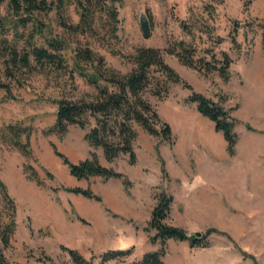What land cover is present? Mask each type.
<instances>
[{
  "label": "rangeland",
  "instance_id": "obj_1",
  "mask_svg": "<svg viewBox=\"0 0 264 264\" xmlns=\"http://www.w3.org/2000/svg\"><path fill=\"white\" fill-rule=\"evenodd\" d=\"M59 8L36 15L47 29L39 36L34 35L32 21L16 22L7 0L0 6V83L8 84L11 91L6 94L0 88V179L13 201L15 223L8 244L0 240L5 263L76 264L61 246L75 249L88 264L139 260L144 252L158 247L150 243L143 227L161 188L173 197L168 222L188 234H204L214 227L230 236L210 233L206 247L167 241L163 264H264V52L259 24L264 22V0H117L112 7L115 19L98 11L86 25L80 23L74 4L62 0ZM142 16L148 21V38L141 29ZM235 21L237 44L230 39ZM52 35L67 44L60 50L67 61L66 73L33 62L22 67L7 58L5 45L20 50L27 39H33L46 46V38ZM179 41L193 49L182 54L196 61L197 68L183 65L164 51ZM140 47L162 50L165 63L180 78L167 81L151 67V83L141 93L169 124V143L132 122L137 159L130 165L127 154L106 161L101 148L87 142L84 136L94 126L92 118L85 128L69 125L64 134H45L55 120L57 99L91 100L97 93L96 86L73 67L74 49L79 53L90 49L101 57L100 69L125 75L133 68L125 57ZM223 52L230 58L226 82L217 71H205L207 63L219 65ZM191 90L218 101L236 120L233 155L227 153L221 132L188 100ZM10 124L30 130V155H23L10 142L6 130ZM51 143L74 163L94 151L101 164L125 173L131 187L125 189L115 178H74ZM212 150L222 168L215 169L210 176L215 181L210 182L205 170ZM26 165L34 168L41 184L28 176ZM74 186L89 187L100 201L62 189ZM9 213L10 205L0 193L3 224ZM130 247L135 252L129 257L101 261L106 250ZM242 251L253 255L255 262Z\"/></svg>",
  "mask_w": 264,
  "mask_h": 264
},
{
  "label": "trees",
  "instance_id": "obj_2",
  "mask_svg": "<svg viewBox=\"0 0 264 264\" xmlns=\"http://www.w3.org/2000/svg\"><path fill=\"white\" fill-rule=\"evenodd\" d=\"M4 1L0 0V6ZM7 1L9 2L12 14L16 16V22L26 25L29 21H32L34 35L39 36H43V33L47 29L45 24L36 15L48 13L52 10H59L62 2V0ZM67 1L75 5L78 10L80 23L84 25L92 22L96 18L98 11L110 19L116 18L112 7L117 0ZM259 24L262 29L261 47L264 52V22L259 21ZM238 28L239 24L235 21L230 34L233 44H237L236 33ZM32 40L27 39L26 41L29 48L25 45L20 50L15 45H5L4 49L8 56L7 58L14 64L21 65L22 67H30L33 62L35 66L50 69L58 74L67 72V61L60 51L67 46L63 39L57 35H52L46 38V46L44 43L38 45L35 40ZM190 50L193 49H190L183 41L172 43L164 49L168 54L178 57L183 65L195 68L196 61L182 54V52ZM74 51L73 67L79 69L80 74L84 75L89 82L96 86L97 93L91 100L81 99L74 101L63 98L57 99L55 101L57 104L55 120L45 130L46 135L64 134L69 125H78L81 128H85L89 119L92 118L94 126L86 130L84 136L87 142L93 147L101 148L106 161L111 162L118 158L120 154H127L130 165L135 164L137 159L133 148V142L137 134L131 125L132 122L140 125L149 135L158 137L160 141L168 143L171 141L172 135L169 124L162 121L151 104L141 96L142 91L151 83V67L157 68L160 73L164 74L167 81L178 82L180 79L177 72L165 63L162 57V50L151 47H140L134 54L126 56V60L133 64V68L125 75H119L110 69H100L97 62L101 61V57L94 55L88 48L80 53L75 49ZM221 55V60H218L219 65L207 63L205 71H217L222 80L226 82L230 78L228 71L230 58L225 52ZM198 68L200 69V66ZM185 87L191 89L189 84H185ZM0 88H3L6 94H10L11 92L8 84L0 83ZM188 100L196 103L198 113L213 123L216 132H221L226 143L225 148L227 153L233 155L237 142V134L234 131L236 120L230 115L229 111L218 101H214L202 93L193 90H191ZM247 128L250 127L247 126ZM6 130L10 142L17 146L23 155H30V130L16 124L7 125ZM22 136H24V141L21 140ZM51 147L55 155L61 158L62 163L67 166L69 174L78 180L90 177H100L102 180L117 178L121 180L125 189H129L132 185L131 180L125 173L101 164L94 151H91L83 160L74 163L59 152L54 144L51 143ZM24 170L30 178L41 184V180L32 166L26 165L24 166ZM161 171L165 173L163 163L161 164ZM62 189L88 199L100 201V197L94 194L89 187L74 186L62 187ZM0 193L6 203L10 205L7 223L3 224L0 221V240L4 245H7L15 224L14 209L13 201L8 195L1 179ZM172 201V195L160 188V191L155 194V204L151 210L150 218L143 227V230L148 234L150 243L158 244V247L143 253L139 260L122 264H163V257L166 255L167 241L169 239L187 241L191 247H206L209 245L206 237L210 233H219L230 238L226 232L214 227H209L204 234L195 236L194 234H188L183 228L171 224L168 222V217ZM77 218L84 222L81 217ZM61 249L67 251L74 263L88 264V261L75 249L65 246H61ZM132 250L133 247L106 250L100 255L101 261L123 259L129 256ZM242 254L244 257L255 262L253 255L245 251H242ZM0 264H6L1 255Z\"/></svg>",
  "mask_w": 264,
  "mask_h": 264
},
{
  "label": "crops",
  "instance_id": "obj_3",
  "mask_svg": "<svg viewBox=\"0 0 264 264\" xmlns=\"http://www.w3.org/2000/svg\"><path fill=\"white\" fill-rule=\"evenodd\" d=\"M213 158H217V157L215 155V151L212 150L210 152V158H208V160H207V169L205 170V174L209 176L208 180L210 182L215 181V178L210 177L211 175L213 176V174L215 173V171H216L215 169L216 168H218V169L222 168V165L220 163H215V160ZM111 179H113V178H111ZM115 179H117V178H115ZM209 189H210V192L213 191L211 188H209ZM170 240H172V239H169L168 241H170ZM134 252H135V248H133L132 253L129 256H131Z\"/></svg>",
  "mask_w": 264,
  "mask_h": 264
},
{
  "label": "water",
  "instance_id": "obj_4",
  "mask_svg": "<svg viewBox=\"0 0 264 264\" xmlns=\"http://www.w3.org/2000/svg\"><path fill=\"white\" fill-rule=\"evenodd\" d=\"M140 25H141V29H142L144 37L148 38L150 36V29H149L148 21H147L145 16L141 17ZM194 235L195 236H200L201 233L200 232H195Z\"/></svg>",
  "mask_w": 264,
  "mask_h": 264
}]
</instances>
